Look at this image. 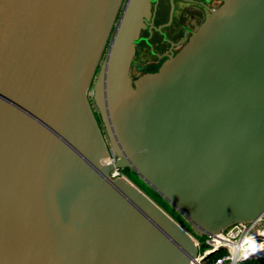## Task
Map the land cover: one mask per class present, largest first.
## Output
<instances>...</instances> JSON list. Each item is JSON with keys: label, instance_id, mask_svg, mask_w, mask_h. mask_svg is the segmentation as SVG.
<instances>
[{"label": "water", "instance_id": "water-1", "mask_svg": "<svg viewBox=\"0 0 264 264\" xmlns=\"http://www.w3.org/2000/svg\"><path fill=\"white\" fill-rule=\"evenodd\" d=\"M151 2L0 0V264H190L194 240L115 168L196 235L264 217V0H223L134 79Z\"/></svg>", "mask_w": 264, "mask_h": 264}, {"label": "flooded vegetation", "instance_id": "flooded-vegetation-1", "mask_svg": "<svg viewBox=\"0 0 264 264\" xmlns=\"http://www.w3.org/2000/svg\"><path fill=\"white\" fill-rule=\"evenodd\" d=\"M222 2L223 0H152L151 15L145 19V28L137 42L132 70L134 79L156 73L163 64L179 54L196 29ZM94 111L97 112L96 109ZM95 116L107 140L99 115Z\"/></svg>", "mask_w": 264, "mask_h": 264}, {"label": "built area", "instance_id": "built-area-1", "mask_svg": "<svg viewBox=\"0 0 264 264\" xmlns=\"http://www.w3.org/2000/svg\"><path fill=\"white\" fill-rule=\"evenodd\" d=\"M107 157V159L101 160V164L103 166H115L118 161L117 156L109 151ZM108 177L111 180L127 178L123 170L116 168L109 173ZM248 238H253L257 244L264 245V217H260L253 223H240L235 225L226 234L220 235L217 239L210 241V245L207 244L210 249L205 252H199L194 264H242V258L238 257L240 255V247L244 245L242 242ZM206 243L205 241L204 244ZM226 243L236 244L237 247L223 248L226 246ZM222 249L226 251L224 256L218 259H211V251H220Z\"/></svg>", "mask_w": 264, "mask_h": 264}, {"label": "bare ground", "instance_id": "bare-ground-1", "mask_svg": "<svg viewBox=\"0 0 264 264\" xmlns=\"http://www.w3.org/2000/svg\"><path fill=\"white\" fill-rule=\"evenodd\" d=\"M255 221H253V222H255ZM253 222H250V223H253ZM178 224L187 232V234L191 237L192 240L195 239L194 240V245L196 247V256H195V258L192 261H190V264H194L199 252H201V251L205 252L208 249H210L207 246V244L210 245L209 244L210 241H212L214 239H217V237L220 236V235L226 234L229 230H231L235 226L234 225V226H232V227H230V228H228L226 230H223V231H221V232H219L218 234H215V235H203V236H205L207 238L206 246L208 247L207 250L203 251V242H201V241L197 240L196 238H194V236L191 235L185 229V227L182 224H180L179 222H178ZM247 224H249V223H247ZM236 225H238V224H236ZM242 243H244V245L242 247H240L241 248L240 249V255L238 256L239 258H242V264H244V262L247 261V260L264 258V245L257 244V242L253 238H248L247 240H245ZM227 247H237V245L236 244H232V243H226V246L223 247V248H227ZM214 250H217V249H214ZM225 252L226 251L224 249H222L220 251H211V253H210L211 259H218V258L224 256Z\"/></svg>", "mask_w": 264, "mask_h": 264}, {"label": "rangeland", "instance_id": "rangeland-1", "mask_svg": "<svg viewBox=\"0 0 264 264\" xmlns=\"http://www.w3.org/2000/svg\"><path fill=\"white\" fill-rule=\"evenodd\" d=\"M126 3V0H123V3L121 5V9L119 11L118 17L119 18L120 14L123 11L124 5ZM117 22L114 25V28L116 26ZM113 28V31H114ZM112 31V33H113ZM112 36V34H111ZM111 36L109 41L111 40ZM108 47V45H107ZM106 47V49H107ZM105 49V51H106ZM105 54V52H104ZM104 57V55H103ZM103 58L101 59L102 62ZM90 99V98H89ZM91 102V100H90ZM93 109L95 110L96 108L93 106ZM95 114H98V112L95 111ZM124 174L130 180L134 185H136L141 191H143L146 195L149 196L150 199H152L157 205H159L163 210H165L170 216H172L176 221H178L180 224H182L185 229L193 235L195 238L200 239L199 241L203 242V251L207 250L208 247L204 242H207V238L205 236H200L196 235L192 230L191 227L186 219H184L176 210H174L161 196H159L153 189H151L135 172H133L130 169H125L123 170ZM202 239V240H201ZM205 240V241H204Z\"/></svg>", "mask_w": 264, "mask_h": 264}, {"label": "trees", "instance_id": "trees-1", "mask_svg": "<svg viewBox=\"0 0 264 264\" xmlns=\"http://www.w3.org/2000/svg\"><path fill=\"white\" fill-rule=\"evenodd\" d=\"M244 264H264V258L247 260V261L244 262Z\"/></svg>", "mask_w": 264, "mask_h": 264}]
</instances>
